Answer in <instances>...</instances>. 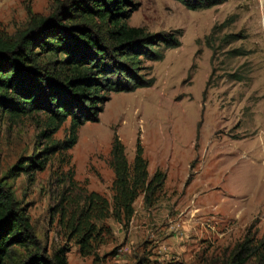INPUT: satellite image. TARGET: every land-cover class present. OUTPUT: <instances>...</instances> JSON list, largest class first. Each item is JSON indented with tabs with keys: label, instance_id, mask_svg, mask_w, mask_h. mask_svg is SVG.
<instances>
[{
	"label": "rangeland",
	"instance_id": "obj_1",
	"mask_svg": "<svg viewBox=\"0 0 264 264\" xmlns=\"http://www.w3.org/2000/svg\"><path fill=\"white\" fill-rule=\"evenodd\" d=\"M130 1V26L180 35L181 47L145 63L154 86L112 93L100 121L85 124L66 155H52L35 183L24 175L9 183L45 256L67 246L69 264H226L248 230L264 235V0H222L197 11L178 0ZM63 2L0 0V31L17 36L31 16L47 18ZM45 119L0 114V177L43 151L50 136L65 139L70 120L40 138ZM115 135L130 163L140 140L149 172L166 173L165 189L152 206L139 197L127 231L112 218L97 223L113 234L82 257L59 207L67 188L60 179L75 172L74 199L96 192L112 202Z\"/></svg>",
	"mask_w": 264,
	"mask_h": 264
},
{
	"label": "trees",
	"instance_id": "obj_2",
	"mask_svg": "<svg viewBox=\"0 0 264 264\" xmlns=\"http://www.w3.org/2000/svg\"><path fill=\"white\" fill-rule=\"evenodd\" d=\"M189 10L210 9L222 0H178ZM130 0H66L47 18L31 16V26L17 36L0 31V114L11 122L43 115L46 130L56 133L70 120L64 140L52 141L40 153L19 161L0 177V264H69L67 246L45 256L27 209L17 200L9 180L22 175L35 183L54 154H65L79 141L87 123L100 121L112 93L151 88L155 78L146 62L165 59L166 52L181 47L180 35L150 33L129 25ZM236 40L228 36L227 42ZM209 48L214 45L207 41ZM70 161V157H68ZM110 166L114 173L112 202L96 192L70 196L77 190L75 172L62 174L67 187L59 207L67 221L69 241L82 257L96 255L97 247L113 234L97 223L113 219L125 231L135 214V203L144 196L147 206L165 189L167 175L149 176V163L138 139L135 157L128 161L117 135L112 141ZM191 176L189 177V181ZM69 193V194H68ZM67 209H72L71 211ZM69 213V215H68ZM226 264H264V235L248 230Z\"/></svg>",
	"mask_w": 264,
	"mask_h": 264
},
{
	"label": "crops",
	"instance_id": "obj_3",
	"mask_svg": "<svg viewBox=\"0 0 264 264\" xmlns=\"http://www.w3.org/2000/svg\"><path fill=\"white\" fill-rule=\"evenodd\" d=\"M153 175H154V173H150V172H149V176H150V177H152ZM136 202H137V201H136Z\"/></svg>",
	"mask_w": 264,
	"mask_h": 264
},
{
	"label": "built area",
	"instance_id": "obj_4",
	"mask_svg": "<svg viewBox=\"0 0 264 264\" xmlns=\"http://www.w3.org/2000/svg\"><path fill=\"white\" fill-rule=\"evenodd\" d=\"M122 251V250H121Z\"/></svg>",
	"mask_w": 264,
	"mask_h": 264
}]
</instances>
